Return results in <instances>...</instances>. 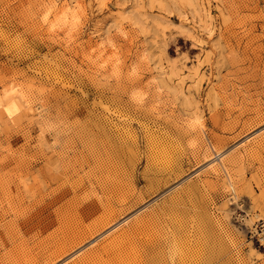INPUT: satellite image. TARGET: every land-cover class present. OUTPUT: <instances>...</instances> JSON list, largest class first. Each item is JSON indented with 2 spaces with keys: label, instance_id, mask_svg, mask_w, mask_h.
Returning a JSON list of instances; mask_svg holds the SVG:
<instances>
[{
  "label": "rangeland",
  "instance_id": "rangeland-1",
  "mask_svg": "<svg viewBox=\"0 0 264 264\" xmlns=\"http://www.w3.org/2000/svg\"><path fill=\"white\" fill-rule=\"evenodd\" d=\"M0 100V264H264V0H0Z\"/></svg>",
  "mask_w": 264,
  "mask_h": 264
},
{
  "label": "bare ground",
  "instance_id": "bare-ground-1",
  "mask_svg": "<svg viewBox=\"0 0 264 264\" xmlns=\"http://www.w3.org/2000/svg\"><path fill=\"white\" fill-rule=\"evenodd\" d=\"M70 3V2H69ZM66 4H67V2H66ZM67 6V8H71V7H69L70 5L69 4H67L66 5ZM75 6H77L76 4H75ZM66 8V7H65ZM74 9H75V7H73ZM72 8V9H73ZM65 10V9H64ZM69 10V9H68ZM66 11H67V9H66ZM70 11H72V10H70ZM105 43L104 42H102V43H100V44H98V47L101 49V51L102 50H104L105 49ZM9 97V96H8ZM7 97V98H8ZM5 99V98H4ZM9 99V98H8ZM7 100H5V102H6ZM258 101V100H257ZM3 100L1 101L0 100V108H2V107H4L5 108V110L4 111H6L8 114H10L11 116H12V113L14 114V102H9V103H5ZM8 102V101H7ZM263 110V109H262ZM215 148V147H214ZM220 159H222V158H220ZM222 162V161H221ZM94 209V208H93ZM104 210V209H103ZM110 214V213H109ZM152 217V216H151ZM146 218V217H145ZM144 218V219H145ZM101 219V218H100ZM141 220V219H140ZM98 221V220H97ZM108 221V220H107ZM144 221V220H143ZM106 222V221H105ZM95 223V222H94ZM98 224V223H97ZM131 224V223H130ZM147 224V223H146ZM140 225V224H139ZM129 229V228H128ZM100 231V230H99ZM122 232V231H121ZM126 234V233H125ZM129 234V233H128ZM123 236H125L124 234H122ZM122 236V237H123ZM114 237V236H113ZM117 237V236H116ZM87 238V237H86ZM110 238H112V236L110 237ZM121 239V238H120ZM129 239V238H128ZM117 240V239H116ZM122 240V239H121ZM111 243H112V241H111ZM106 244V243H105ZM133 246V245H132ZM115 247V246H114ZM121 253V252H120ZM114 261V260H113ZM133 261V260H132ZM118 262V261H117ZM178 264V263H177Z\"/></svg>",
  "mask_w": 264,
  "mask_h": 264
}]
</instances>
